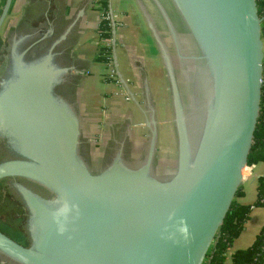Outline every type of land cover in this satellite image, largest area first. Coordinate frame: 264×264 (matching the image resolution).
Here are the masks:
<instances>
[{"label":"water","instance_id":"1","mask_svg":"<svg viewBox=\"0 0 264 264\" xmlns=\"http://www.w3.org/2000/svg\"><path fill=\"white\" fill-rule=\"evenodd\" d=\"M10 1L0 9V27ZM170 1L208 70L205 103L194 126L168 49L149 23L169 81L177 137L171 170L156 167L153 108L145 119L149 132L143 160L122 158V145L112 149L103 167L92 168L80 151L82 132L74 102L59 90L71 76L58 48L60 37L10 40L0 74V179L27 178L49 194L14 182L29 211L31 242L24 246L0 230L1 251L23 264L206 262L244 182L242 169L261 107L263 16L257 0ZM55 198L79 207L62 235L48 203Z\"/></svg>","mask_w":264,"mask_h":264},{"label":"crops","instance_id":"2","mask_svg":"<svg viewBox=\"0 0 264 264\" xmlns=\"http://www.w3.org/2000/svg\"><path fill=\"white\" fill-rule=\"evenodd\" d=\"M155 1L108 0V6L116 13L111 39L118 83L106 78L107 64L97 58L102 42L98 32L101 12L94 0H11L0 27V60L7 54L11 39L60 37L62 60L70 66L71 76L76 77L75 104L81 140L91 141L94 153L98 154L107 141L114 145V150L124 145L145 152L149 132L145 119L153 108L158 131L156 167L165 171L175 166L177 137L172 119H163L164 130L158 119L160 113L169 112L165 103L171 98L164 64L149 25L151 22L162 29ZM4 3L0 0V9ZM123 89L129 93L128 100L121 93ZM165 135L170 138L168 142L162 139ZM257 172L264 174V167ZM244 182L237 199L249 204L257 197V179ZM263 225L264 205H252L245 227L234 238L230 251L250 245Z\"/></svg>","mask_w":264,"mask_h":264},{"label":"flooded vegetation","instance_id":"3","mask_svg":"<svg viewBox=\"0 0 264 264\" xmlns=\"http://www.w3.org/2000/svg\"><path fill=\"white\" fill-rule=\"evenodd\" d=\"M155 2L162 19V26L165 33L162 32L163 28H154L168 49V53L173 63L175 76L177 78V83L181 91L183 105L185 106L186 110H188V108H192V117L194 118L192 119L191 123L196 126L201 116L206 98V82L204 81V78L207 77V65L205 59L199 57L201 52L198 48V45L186 22L173 3L170 0H167V6L163 1L160 2L156 0ZM172 54L176 56L175 59H173ZM6 59L7 55L4 54L0 60V74L2 73ZM75 78L76 77L74 76H69L67 81L64 84H61L59 90L62 94H66V96L74 102L73 106L76 109L74 89L76 82ZM166 79L167 82H169L167 75ZM1 147L2 142L0 141V157L3 153ZM102 147L103 150H101L98 154V152L94 153V146L91 144V141H82L80 144L82 156H84L85 160L94 169L103 167L111 159V151L114 149V145L107 141V144ZM144 154V151H133L131 148L129 149L128 146L122 149V158L129 160L130 162L133 161L139 163L141 160H143ZM14 182L23 183L44 195L49 193H47L45 187L27 178L16 176L0 179V190L4 192L3 189L5 188L7 193H4L11 196L10 198L13 203V207L6 209L7 215H0V230L16 242L24 246H28L31 242L30 229L28 227L29 211L17 194ZM3 192H1V194L5 195ZM0 264L23 263L17 261L0 250Z\"/></svg>","mask_w":264,"mask_h":264},{"label":"trees","instance_id":"4","mask_svg":"<svg viewBox=\"0 0 264 264\" xmlns=\"http://www.w3.org/2000/svg\"><path fill=\"white\" fill-rule=\"evenodd\" d=\"M105 12L108 10V0H101ZM259 13L262 19V34L264 38V0H257ZM100 39L111 38L112 22L102 17L98 24ZM98 60L107 63L112 59V44L101 42L98 49ZM264 61V58H263ZM264 73V64H263ZM108 78V77H106ZM264 162V74L262 83V97L259 116L254 130L253 141L248 155V163ZM1 188V186H0ZM257 197L254 202L245 204L237 199L242 193L238 188L227 210L223 222L218 228L213 244L210 246L204 264H264V225L256 234L252 243L246 247L230 251L232 242L245 227L252 205H264V174L257 178ZM4 192L7 190L4 188ZM0 190V215H7L6 209L13 207L11 196L1 194ZM7 193V192H6ZM1 220V219H0ZM229 254V260L228 255ZM229 261V263H227Z\"/></svg>","mask_w":264,"mask_h":264},{"label":"built area","instance_id":"5","mask_svg":"<svg viewBox=\"0 0 264 264\" xmlns=\"http://www.w3.org/2000/svg\"><path fill=\"white\" fill-rule=\"evenodd\" d=\"M94 5L100 10L101 18L106 17L110 19L111 22L115 25L116 13L111 5L108 6L107 12L104 11L102 4H101V0H94ZM98 32H99V28H98ZM102 42L107 43V44L111 42L112 44V39L104 38L102 39ZM106 64H107L106 77H108V79L115 81L117 83L120 82V78L114 67L113 58L109 60ZM121 93H123L125 99L128 100L130 98L129 93L125 89H123ZM242 175H243V180L246 181L249 179H257L260 174L255 170V163L252 162V163H247V165L242 169ZM227 256L229 260V254Z\"/></svg>","mask_w":264,"mask_h":264},{"label":"clouds","instance_id":"6","mask_svg":"<svg viewBox=\"0 0 264 264\" xmlns=\"http://www.w3.org/2000/svg\"><path fill=\"white\" fill-rule=\"evenodd\" d=\"M48 203L53 205L52 222L56 225L57 233L62 235L67 230V225L71 222V219H75L79 215V207L77 204H70L67 200H61L60 198H55ZM72 214H75V216Z\"/></svg>","mask_w":264,"mask_h":264},{"label":"rangeland","instance_id":"7","mask_svg":"<svg viewBox=\"0 0 264 264\" xmlns=\"http://www.w3.org/2000/svg\"><path fill=\"white\" fill-rule=\"evenodd\" d=\"M166 5H167V0H162ZM160 24V23H159ZM162 28H163V26H162ZM162 32L163 33H165V31H164V28L162 29ZM172 57H173V59H175V57L176 56H174L173 54H172ZM177 59V58H176ZM165 73V72H164ZM164 77V76H163ZM164 83H165V81H164ZM166 85H167V83H166ZM168 99V98H167ZM170 99V98H169ZM166 106H168V110H169V112H167V113H163V115H162V113H160V117L158 118V119H160V128H161V130L163 129L164 130V128L166 127V125H165V122L163 121V119L166 117V116H168V118H170V121H171V119L173 120V114H172V111H171V103H170V100L169 101H167L166 100ZM173 123V122H172ZM171 123V124H172ZM170 124V123H169ZM162 139H163V141H166V142H168L169 141V136H164V137H162ZM95 151L97 152L98 150L97 149H95ZM160 156L162 157V156H164V153H160ZM257 166H256V168H255V170L257 169V171L263 166L264 167V162L263 161H260V162H258L257 164H256ZM262 170V169H261ZM245 183V182H244ZM243 183V184H244ZM227 263H229V261L227 262Z\"/></svg>","mask_w":264,"mask_h":264}]
</instances>
